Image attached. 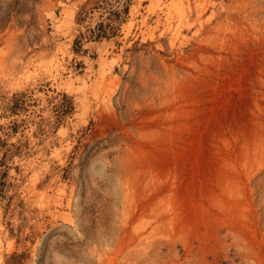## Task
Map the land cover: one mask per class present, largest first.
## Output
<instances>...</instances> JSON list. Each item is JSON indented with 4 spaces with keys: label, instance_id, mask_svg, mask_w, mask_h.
<instances>
[{
    "label": "rangeland",
    "instance_id": "obj_1",
    "mask_svg": "<svg viewBox=\"0 0 264 264\" xmlns=\"http://www.w3.org/2000/svg\"><path fill=\"white\" fill-rule=\"evenodd\" d=\"M0 138V264H264V0H0Z\"/></svg>",
    "mask_w": 264,
    "mask_h": 264
},
{
    "label": "trees",
    "instance_id": "obj_2",
    "mask_svg": "<svg viewBox=\"0 0 264 264\" xmlns=\"http://www.w3.org/2000/svg\"><path fill=\"white\" fill-rule=\"evenodd\" d=\"M124 11H127V6L124 7ZM97 29H99V31L97 32V35H98V36H102V35H105V34H106V29H104L102 23H99V24L97 25ZM18 105H19V103H17V100L15 99V100H14V103H13L12 106H11V108H12V109L17 108ZM3 145H5V141H3V140L0 138V148H1V146H3ZM3 155H5V153H4ZM5 173H6L5 171H2V172H1V177H3V175H5ZM2 182H3V181H1V183H2Z\"/></svg>",
    "mask_w": 264,
    "mask_h": 264
}]
</instances>
